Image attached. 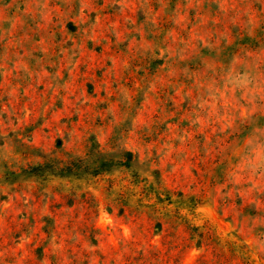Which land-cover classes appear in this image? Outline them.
I'll use <instances>...</instances> for the list:
<instances>
[{
  "label": "rangeland",
  "instance_id": "obj_1",
  "mask_svg": "<svg viewBox=\"0 0 264 264\" xmlns=\"http://www.w3.org/2000/svg\"><path fill=\"white\" fill-rule=\"evenodd\" d=\"M250 259L264 0H0V264Z\"/></svg>",
  "mask_w": 264,
  "mask_h": 264
},
{
  "label": "trees",
  "instance_id": "obj_2",
  "mask_svg": "<svg viewBox=\"0 0 264 264\" xmlns=\"http://www.w3.org/2000/svg\"><path fill=\"white\" fill-rule=\"evenodd\" d=\"M136 187H137V184H134ZM144 199V198H143ZM157 199L159 200V202H165L161 196H158ZM150 200H152L150 198ZM150 200H147V201H150ZM168 201L171 200V198H168L167 199ZM196 205L194 204L192 209L195 208ZM211 226L208 224V225H204L201 227L202 231H200V227H196L197 230V233L196 235L201 239V244H204L205 242L204 241H208V246H211V245H214V248L215 250L218 249L221 251H223L224 253H227L229 252L230 250V243L231 242H226V241H223V240H219L217 241L215 238H214V234L211 233ZM231 251V250H230ZM219 254V253H218ZM245 264H256L254 260H249L248 262H246Z\"/></svg>",
  "mask_w": 264,
  "mask_h": 264
}]
</instances>
